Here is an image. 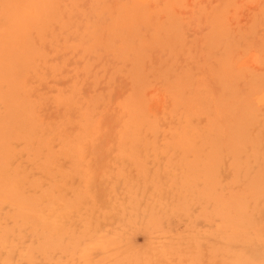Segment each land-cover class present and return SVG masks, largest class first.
Listing matches in <instances>:
<instances>
[{
    "label": "rangeland",
    "instance_id": "374dc122",
    "mask_svg": "<svg viewBox=\"0 0 264 264\" xmlns=\"http://www.w3.org/2000/svg\"><path fill=\"white\" fill-rule=\"evenodd\" d=\"M0 264H264V0H0Z\"/></svg>",
    "mask_w": 264,
    "mask_h": 264
}]
</instances>
